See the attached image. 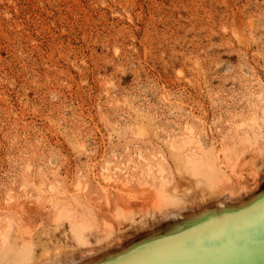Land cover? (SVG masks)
I'll use <instances>...</instances> for the list:
<instances>
[{
	"label": "rangeland",
	"instance_id": "obj_1",
	"mask_svg": "<svg viewBox=\"0 0 264 264\" xmlns=\"http://www.w3.org/2000/svg\"><path fill=\"white\" fill-rule=\"evenodd\" d=\"M263 199L264 0H0V258L243 264Z\"/></svg>",
	"mask_w": 264,
	"mask_h": 264
},
{
	"label": "bare ground",
	"instance_id": "obj_2",
	"mask_svg": "<svg viewBox=\"0 0 264 264\" xmlns=\"http://www.w3.org/2000/svg\"><path fill=\"white\" fill-rule=\"evenodd\" d=\"M212 184L214 185V183H212ZM220 195L221 194H219V196H218L219 198H220ZM228 197H226V198H228ZM166 199L167 200H172V199H174V197L173 198L166 197ZM230 199H232V198H230ZM220 200H219V206L221 208L223 206V203H221ZM259 202H262V200L259 201ZM247 209L245 211L249 210V209L248 210ZM174 213H175V211H174ZM237 214L238 213L231 215V214H228L227 212H224L223 210H221V211L219 210V211H217V214L215 215V217L217 218V221H209L202 227L196 228V229H194L192 231H189V232H185V233L179 234V235H177L175 237H179V236H181L183 234L189 233L190 235L188 237L192 238V237H194L193 235H195V234L191 235V232L192 233L197 232V233L200 234V233L208 232V231L215 232V231L222 230L226 226V223H228L229 221L233 222V220H235L234 218H236ZM174 215H176V214H174ZM231 218H233V219H231ZM169 219H170V216H169ZM81 227H83V226H81ZM81 230L83 231L84 229H81ZM238 231H239V229L238 230L237 229H233L232 230L233 235H235ZM73 232H76V231L73 230ZM246 232H247V235H249V237L246 240V242H244L245 238H246V237H244V235H245ZM78 233H79V231H78ZM74 235H76V233H74ZM83 235L81 236L82 238H79V237L77 238V243H78V239H80L81 241L82 240L84 241V239H83L84 236ZM175 237L168 238V239H166V241L169 240V239H172V240L175 241V240H177V238L175 239ZM241 238H242V240L240 241V246H239V244L235 245L234 249H232L231 252H233L234 254H237L238 257L241 256L240 259L243 262V264H264V226L262 228H259V229L255 228V230L254 229H247V231H246V229H245V231L241 232ZM13 241H14V239H13ZM166 241L158 243L159 246L162 245L163 243H165ZM15 242H17V241L15 240L13 242V244ZM237 243H239V242H237ZM13 244H12L13 247L10 245V247H8L6 249V251L4 252L3 256H1L0 264H35V263H37V261L40 264H53V263L58 264L62 260V256H64V255H62L63 251L62 252H60V251L59 252H55L54 254L45 253V254H43L41 256L40 259L37 260L36 259L37 256H35V250L33 248L34 246L32 245V243L31 244H30V242L29 243H25V244H22V246L19 244L20 245L19 248H18V246L16 248V245L14 247ZM81 244H84V243H81ZM251 249H252V251H251ZM246 256H249L250 260H248V258ZM251 256H252V260H251Z\"/></svg>",
	"mask_w": 264,
	"mask_h": 264
}]
</instances>
